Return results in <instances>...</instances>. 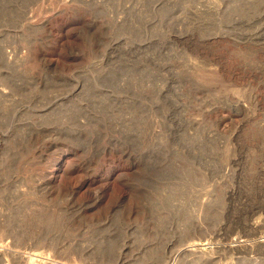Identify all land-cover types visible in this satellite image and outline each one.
Wrapping results in <instances>:
<instances>
[{"label": "rangeland", "instance_id": "1", "mask_svg": "<svg viewBox=\"0 0 264 264\" xmlns=\"http://www.w3.org/2000/svg\"><path fill=\"white\" fill-rule=\"evenodd\" d=\"M29 259L264 264V0H0V264Z\"/></svg>", "mask_w": 264, "mask_h": 264}, {"label": "bare ground", "instance_id": "2", "mask_svg": "<svg viewBox=\"0 0 264 264\" xmlns=\"http://www.w3.org/2000/svg\"><path fill=\"white\" fill-rule=\"evenodd\" d=\"M257 224H258V221H256L255 219H252L250 221V226H251L252 229H257ZM247 244H248V240L247 239H241V236H236V237H234L232 239V241L230 243V247L238 250L241 247H246ZM228 247H229V245H228ZM203 250L205 251V245L202 242H199V240L196 241V240L193 239V241H191L190 243L188 242V245L186 244V246L183 247L182 251H185V252L186 251H197V252L198 251H202L203 252ZM35 254H37V252ZM28 257H30V256H28ZM35 259H36V257H35ZM35 259H31V260L29 259L30 262H28V264H37V263H35ZM37 262H38V259H37Z\"/></svg>", "mask_w": 264, "mask_h": 264}]
</instances>
